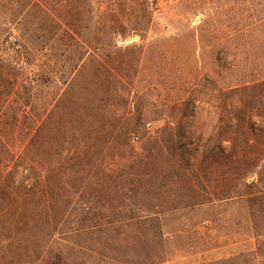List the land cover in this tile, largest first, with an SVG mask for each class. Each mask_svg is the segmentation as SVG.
I'll list each match as a JSON object with an SVG mask.
<instances>
[{
  "label": "trees",
  "instance_id": "1",
  "mask_svg": "<svg viewBox=\"0 0 264 264\" xmlns=\"http://www.w3.org/2000/svg\"><path fill=\"white\" fill-rule=\"evenodd\" d=\"M150 4L22 0L12 18V6L0 3V51L50 45L57 52L62 44L52 39L64 28L77 38L70 51L81 82L73 98L59 89L47 98L34 93L33 82L52 78L54 60L15 89V66L0 55V264H153L159 214L218 201H245L254 242L205 264H264L263 1L223 0L221 18L212 19L224 29L217 70L194 84L181 114L199 100L217 116L201 150L167 125V135L136 151L131 128L147 111L136 106V121L128 115V86L141 50L129 55L115 37L143 35ZM197 12L203 6L191 15ZM13 23L21 25L20 37L9 41ZM89 84L97 90L93 100L84 93ZM186 145L188 159L173 157ZM94 207L113 211L92 223Z\"/></svg>",
  "mask_w": 264,
  "mask_h": 264
},
{
  "label": "rangeland",
  "instance_id": "2",
  "mask_svg": "<svg viewBox=\"0 0 264 264\" xmlns=\"http://www.w3.org/2000/svg\"><path fill=\"white\" fill-rule=\"evenodd\" d=\"M222 1L150 0L152 13L145 33L141 36L130 33L125 37H115L116 45L122 48L127 46L129 55L133 56L141 50L134 58L136 66L130 69L132 83L128 86L127 111L134 121L136 106L141 110L146 109L147 113L131 128L128 142L133 150L139 151L141 145L145 146L151 137L167 135L166 132L170 130L166 128L167 125L171 126L172 132L183 136L179 137L181 141H192L193 144L189 143L190 148L195 144L201 150V144L212 130L217 116L212 112L207 113L205 107L201 109L202 103L199 100L195 102L198 105L195 111L189 108L185 117H181V114L183 100L192 87L204 80L207 73L216 69V50L224 29L218 26L215 29L212 19L221 18L217 10ZM262 1L260 12L264 16V0ZM19 2L22 0H0V3L12 6V18ZM199 6H203V12L191 15V11ZM20 27L19 23L11 25L7 33L9 41L20 37ZM76 39L72 32L61 28L59 34L52 39L55 45L62 44L57 52H53L50 45L41 49L30 46L26 52L2 47L0 55L12 61L15 66L12 72L18 76L16 84L13 83L14 88L23 84L28 86L29 77H33L42 64L46 69L44 64L57 60L56 66L51 64L49 68L53 72L52 78L39 86L32 81L31 90L46 98L57 89L65 97H75L81 82L71 61L73 51L70 48H75ZM68 41H71L69 46L65 45ZM124 82L128 83L126 78ZM84 91L89 100L97 97V90L90 84ZM118 92L125 96L127 89L121 87ZM111 104L120 107L115 97ZM80 110L81 108V113L84 111ZM147 123H150L149 127H146ZM134 133L139 135L138 141H132L131 135ZM190 148L186 145L185 148L176 150L173 157H179L181 153L188 159L186 149ZM192 153L199 156L194 151ZM91 210L96 215L91 220L92 223L94 220L106 221V217L113 211L95 207ZM157 218L160 228L159 243L155 242L158 257L153 264H205L252 246L254 242L245 201H218L215 204L163 212ZM154 238L157 240L155 235ZM14 253L12 251V256Z\"/></svg>",
  "mask_w": 264,
  "mask_h": 264
},
{
  "label": "built area",
  "instance_id": "3",
  "mask_svg": "<svg viewBox=\"0 0 264 264\" xmlns=\"http://www.w3.org/2000/svg\"><path fill=\"white\" fill-rule=\"evenodd\" d=\"M149 126H150V123H147L146 127H149ZM131 139H132V141H138L140 139V137L138 134L134 133L131 135Z\"/></svg>",
  "mask_w": 264,
  "mask_h": 264
}]
</instances>
